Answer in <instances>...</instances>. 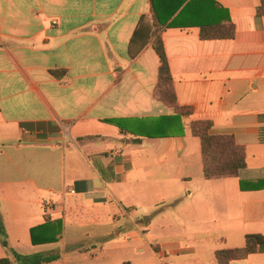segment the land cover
I'll use <instances>...</instances> for the list:
<instances>
[{
  "label": "crops",
  "instance_id": "1",
  "mask_svg": "<svg viewBox=\"0 0 264 264\" xmlns=\"http://www.w3.org/2000/svg\"><path fill=\"white\" fill-rule=\"evenodd\" d=\"M215 1L233 40L161 35L177 104L191 109L172 122L154 96L149 0H0V259L55 253L49 264H81L124 245L139 254L119 239L151 209L184 234L145 230L152 260L140 264H217V250L264 237V189L239 187L264 180V15L260 0ZM197 121L244 149L238 177L203 178ZM53 221L57 240L33 245L30 230ZM230 264H264V245Z\"/></svg>",
  "mask_w": 264,
  "mask_h": 264
},
{
  "label": "trees",
  "instance_id": "2",
  "mask_svg": "<svg viewBox=\"0 0 264 264\" xmlns=\"http://www.w3.org/2000/svg\"><path fill=\"white\" fill-rule=\"evenodd\" d=\"M150 17L152 22L151 46L159 59L157 84L154 90L155 98L169 107L174 116L171 121H181L188 118L191 109L180 107L172 87V77L168 60L162 42V33L166 29H192L198 30L199 39L233 40L235 27L227 9L221 7L215 0H149ZM257 15H264V0H260ZM136 37V36H135ZM133 39L131 43H134ZM107 123L123 129L121 121H107ZM211 123L197 121L189 124L190 132L200 140L202 174L205 180H218L236 178L245 168L244 149L236 145L232 136H213L209 133ZM259 185L245 187L240 182L241 191L264 189V180ZM61 232V222H47L30 230L33 245L53 243ZM37 234L41 239L37 240ZM0 241L6 249L5 232L0 217ZM244 246L239 249H220L215 252L217 264H230L231 261L242 260L258 252L264 245V237L260 235H247ZM60 255L55 253H35L21 255L12 252L11 257L0 259V264H49L59 260Z\"/></svg>",
  "mask_w": 264,
  "mask_h": 264
},
{
  "label": "rangeland",
  "instance_id": "3",
  "mask_svg": "<svg viewBox=\"0 0 264 264\" xmlns=\"http://www.w3.org/2000/svg\"><path fill=\"white\" fill-rule=\"evenodd\" d=\"M191 188H188L187 192ZM141 213V214H140ZM154 211L148 210L146 212H139L137 216V221H135L134 226L132 225L125 232H122L119 241L120 242H132L133 244H138V247L142 250V253H134L132 250L126 248V245L122 246L118 250L114 251H97L94 255L91 252H86L87 260L81 264H122V263H129V264H140L146 260H152L151 255L149 254V245H153V239H149L148 237H152L155 239H164L167 234H174L176 233L178 236L181 234L183 235V231H181V224L179 220L172 219L170 220V224L172 225L173 229L170 232L167 230L168 221L165 220L162 216H158L153 214ZM134 219V218H133ZM109 227H113L114 224L111 222L107 223ZM149 229L147 233L145 230ZM69 230V227H66V231ZM146 232V234L142 233ZM116 233V232H115ZM101 237L104 238L102 235ZM99 238L100 242H97L96 245H100L103 243V238ZM185 237V236H184ZM142 240V242H139ZM131 243V244H132ZM130 244V245H131ZM79 255H75L74 258H78Z\"/></svg>",
  "mask_w": 264,
  "mask_h": 264
}]
</instances>
